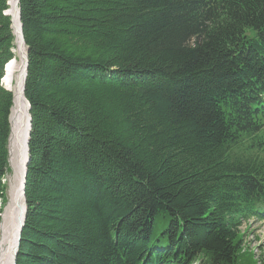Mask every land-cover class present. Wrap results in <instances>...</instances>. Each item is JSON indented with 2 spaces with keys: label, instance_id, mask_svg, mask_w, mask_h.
<instances>
[{
  "label": "trees",
  "instance_id": "1",
  "mask_svg": "<svg viewBox=\"0 0 264 264\" xmlns=\"http://www.w3.org/2000/svg\"><path fill=\"white\" fill-rule=\"evenodd\" d=\"M0 0V219L16 36ZM31 130L16 264H263L264 0H19Z\"/></svg>",
  "mask_w": 264,
  "mask_h": 264
},
{
  "label": "bare ground",
  "instance_id": "2",
  "mask_svg": "<svg viewBox=\"0 0 264 264\" xmlns=\"http://www.w3.org/2000/svg\"><path fill=\"white\" fill-rule=\"evenodd\" d=\"M15 0L8 1L6 15L11 17L15 34L19 32V21L14 10ZM14 58L4 67L2 86L13 94L14 105L11 110L9 124L10 136L8 142V172L11 168L14 176L6 191L7 203L3 206L0 219V264H12L13 251L16 247L18 228L17 218H21L23 199L21 196V176L25 161V141L28 133V110L24 96L21 93L24 75L25 49L21 45L20 36L16 34ZM16 56V58H15ZM21 123L23 126H21Z\"/></svg>",
  "mask_w": 264,
  "mask_h": 264
},
{
  "label": "water",
  "instance_id": "3",
  "mask_svg": "<svg viewBox=\"0 0 264 264\" xmlns=\"http://www.w3.org/2000/svg\"><path fill=\"white\" fill-rule=\"evenodd\" d=\"M19 0H15V4H14V10L17 13L18 16V21H19V32H17L16 34H18L20 36V40H21V45L24 47L25 49V54L23 56L24 59V75H23V82H22V90L21 93L24 96V88H25V81H26V76H27V67H28V60H27V48L25 47V43H24V38H23V34H22V25L20 23V13H19ZM11 21V20H10ZM12 23V21H11ZM11 29L14 30L13 27H11ZM15 34V32L13 33ZM15 34V36H16ZM25 99V97H24ZM26 101V99H25ZM27 104V110H28V133H27V137H26V141H25V161L23 163V172H22V176H21V196L23 199V211H22V216L21 218H17V228H18V235H17V241H16V247L13 251V258H12V264H16V258L18 255V251H19V244H20V239H21V232L22 229L24 227V223H25V219H26V212H27V207H26V201H25V183H26V176H27V165L29 162V150H28V143H29V137H30V130H31V118L29 115V104L26 101ZM14 105V99L12 102V107ZM12 110V109H11ZM11 114V113H10ZM10 118V116H9ZM21 126H23V124L21 123Z\"/></svg>",
  "mask_w": 264,
  "mask_h": 264
},
{
  "label": "rangeland",
  "instance_id": "4",
  "mask_svg": "<svg viewBox=\"0 0 264 264\" xmlns=\"http://www.w3.org/2000/svg\"><path fill=\"white\" fill-rule=\"evenodd\" d=\"M13 176L14 171L10 168L8 173L9 181L6 182L7 179L5 180L7 189ZM7 201L6 195V203ZM240 230L243 235V251L247 252V249H249L254 259L264 264V221L248 220Z\"/></svg>",
  "mask_w": 264,
  "mask_h": 264
}]
</instances>
